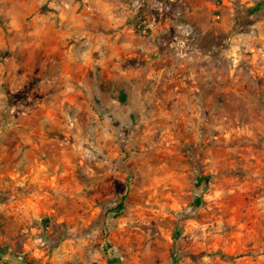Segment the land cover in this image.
<instances>
[{
	"label": "rangeland",
	"instance_id": "rangeland-1",
	"mask_svg": "<svg viewBox=\"0 0 264 264\" xmlns=\"http://www.w3.org/2000/svg\"><path fill=\"white\" fill-rule=\"evenodd\" d=\"M22 1L0 0V142L28 125L53 144L29 168L0 163V264H108L106 249L114 264H236L263 253L248 245L264 236V193L246 204V184L264 185V5L253 12L262 0H208L198 10L203 32L185 19L188 4L176 6L179 27L156 36L147 66L113 69L118 79L100 83L94 61L61 84L49 65L62 52L48 47L40 67L26 45L36 28L66 27L57 5L69 3ZM135 1L133 26L148 37L141 22L165 9ZM173 66L192 92L216 74L218 91L199 88L190 107H175L168 84L154 82ZM129 69L148 76L146 94L121 89ZM9 206L41 218L8 222L9 211L18 220L24 213ZM34 241L41 254L30 256L25 244Z\"/></svg>",
	"mask_w": 264,
	"mask_h": 264
},
{
	"label": "crops",
	"instance_id": "crops-1",
	"mask_svg": "<svg viewBox=\"0 0 264 264\" xmlns=\"http://www.w3.org/2000/svg\"><path fill=\"white\" fill-rule=\"evenodd\" d=\"M32 0H28L30 3ZM40 2H48L50 5L54 6L56 0H38ZM150 8L152 6L160 5V10L163 13H157V15L149 14L147 19L149 20V31L148 37H142L141 33H137L136 28L133 26L134 23V9L131 8L135 5V0H66L62 3H69L67 8L59 7L57 5L58 17H60V24H64L66 27L54 28L50 24L49 27L43 26L41 28H36L34 42H29V55H34L35 66H47L48 63L44 59V55L48 52V47L51 53H56L61 51V55L57 59L52 60L50 67L56 66L58 71L56 73L52 72L54 77V82L69 83L72 79V68L76 66L88 67L94 61L99 64L102 68L100 71L99 79L100 83L112 82L113 79L117 80V75L110 73L113 69L122 70L127 66V68H139L147 66L149 63L150 56L158 48L159 43H156V36L159 34L167 33L174 27H179L176 23L175 14L171 15L174 7L181 8L185 3L188 4V8L191 10L190 13H183L185 19L188 23L194 24L201 32L207 31V22H199V9L204 7V3L209 4L208 0H178L174 3H169L162 7L164 1L157 0H145ZM168 1V0H167ZM22 2L26 3L27 0ZM169 2V1H168ZM21 3V2H20ZM22 4V3H21ZM20 4V5H21ZM26 5L20 10H23ZM82 7L80 10H78ZM202 7V8H201ZM172 10V11H171ZM170 11V12H169ZM177 12V11H176ZM180 12V11H179ZM178 14V13H177ZM25 18V14H23ZM139 32V31H138ZM76 41V43L72 42ZM63 45L62 48L53 47V43ZM70 44V45H69ZM50 45V46H49ZM93 55H97L96 60L92 59ZM30 58V57H29ZM167 60V59H165ZM164 60V61H165ZM174 70L173 67H162L159 68L154 77V82L162 81L168 84L167 94L170 100L173 101L175 107L182 108L186 110L187 107L191 106V99L197 97V91L200 88L202 93L206 91L205 89L212 88L213 92L218 91L216 89L217 82L215 81L216 74H206L208 79L202 78V83L199 85L195 92H192L194 87H188L186 82L182 79H177L179 77L171 75ZM56 74V75H55ZM125 75V76H124ZM121 81L123 84L124 93L127 90L130 92H138L146 94L145 83L148 80V76L141 74L142 76H137L132 70H128L124 73ZM150 78V77H149ZM185 82V83H184ZM229 87V84H227ZM214 88V89H213ZM234 90L237 88L233 84L231 86ZM157 91V87L152 88V91L147 90V94ZM200 94L203 96H210L208 93ZM212 94V93H211ZM205 99V97H203ZM190 103V104H188ZM143 105V104H142ZM26 128V133L33 134L35 137L27 138V134L21 136L18 139H3L0 142V163L2 167L9 166V163L23 165L25 168H29L34 163L35 153L38 154V158H41L44 147L53 144V140L44 138L42 132H34L28 125H23ZM28 134V135H29ZM212 142V143H210ZM214 141H206V143L201 142L200 144H210L214 145ZM38 152V153H37ZM48 156V154H47ZM41 160V159H40ZM6 165V166H5ZM258 186L249 188L246 184V204L250 203L252 198H255L256 194L261 196L264 193V185H262V180H260ZM238 185V183L234 182ZM12 212L23 211L24 213L20 215V219L13 217L14 215L10 213L6 214L7 221H14L18 223L34 224L41 218V214L36 208L31 209L29 206H9ZM249 235L246 233V242H248ZM31 243V242H30ZM36 241L33 245L25 244V248H31L29 253L30 256L39 255L41 251L35 246ZM249 248L259 249L258 256L255 259L249 258L248 256L236 260V264H264V236L258 238V240H253ZM8 257L12 256L11 252H7ZM13 255L12 257H15ZM17 257V256H16ZM40 257V256H39ZM104 264V262H103ZM106 264V261H105Z\"/></svg>",
	"mask_w": 264,
	"mask_h": 264
},
{
	"label": "trees",
	"instance_id": "trees-1",
	"mask_svg": "<svg viewBox=\"0 0 264 264\" xmlns=\"http://www.w3.org/2000/svg\"><path fill=\"white\" fill-rule=\"evenodd\" d=\"M264 5V0H262L261 2H259L256 7L253 9V12H257L262 6ZM198 182L201 183L203 182L202 178L198 179ZM123 199H125V196L123 197ZM199 203V202H197ZM124 210V205L122 202L118 203L116 205V207L111 210L110 212H114L115 216H119L122 211ZM2 253V252H1ZM106 256L108 257V264H114L116 260V258H114V256H112V252L106 249Z\"/></svg>",
	"mask_w": 264,
	"mask_h": 264
},
{
	"label": "built area",
	"instance_id": "built-area-1",
	"mask_svg": "<svg viewBox=\"0 0 264 264\" xmlns=\"http://www.w3.org/2000/svg\"><path fill=\"white\" fill-rule=\"evenodd\" d=\"M168 1H169V2H175L176 0H168ZM219 19H220V16L217 15V16L215 17V20L217 21V20H219ZM140 30H141V32H142L143 34H147L148 31H149V25H148L147 23H145V22H141Z\"/></svg>",
	"mask_w": 264,
	"mask_h": 264
}]
</instances>
